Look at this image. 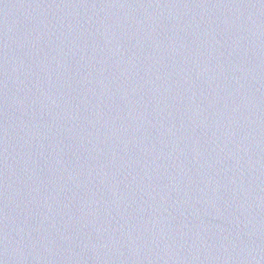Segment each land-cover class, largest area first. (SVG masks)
Here are the masks:
<instances>
[{
  "label": "water",
  "instance_id": "1",
  "mask_svg": "<svg viewBox=\"0 0 264 264\" xmlns=\"http://www.w3.org/2000/svg\"><path fill=\"white\" fill-rule=\"evenodd\" d=\"M0 264H264V0H0Z\"/></svg>",
  "mask_w": 264,
  "mask_h": 264
}]
</instances>
